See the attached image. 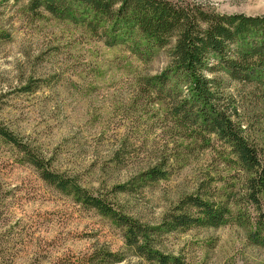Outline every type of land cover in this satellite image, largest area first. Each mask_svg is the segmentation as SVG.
<instances>
[{"label":"rangeland","instance_id":"1","mask_svg":"<svg viewBox=\"0 0 264 264\" xmlns=\"http://www.w3.org/2000/svg\"><path fill=\"white\" fill-rule=\"evenodd\" d=\"M183 1L264 13V0ZM30 2L0 0V127L145 225L160 224L185 195L226 198L227 222L157 235L154 248L178 264H264V193L256 208L230 148L214 135L192 137L190 125H177L171 97L141 80L170 65L175 38L149 49L134 40L109 45L101 30ZM204 73L219 81L231 118L264 154V85L220 68ZM23 154L0 139V264H156L127 247L113 220L44 181ZM152 167L166 176L138 183ZM119 184L129 190L115 192Z\"/></svg>","mask_w":264,"mask_h":264},{"label":"trees","instance_id":"2","mask_svg":"<svg viewBox=\"0 0 264 264\" xmlns=\"http://www.w3.org/2000/svg\"><path fill=\"white\" fill-rule=\"evenodd\" d=\"M29 7L101 30L109 45L134 40L136 45L141 42L149 49L164 47L175 38L169 50L170 65L141 80L146 87L171 97L170 109L177 125H190L192 137L214 135L230 148L234 162L244 173L247 198L260 208L264 154L245 138L231 118L219 81L204 71L220 68L234 80L264 85V13H220L183 0H31ZM211 60L216 63L210 64ZM0 139L22 151L25 162L34 166L44 181L121 226L127 247L156 264H178L179 259L156 250L155 236L190 226L217 227L231 214L226 198L212 201L200 194H188L160 224L145 225L123 214L106 195L90 192L72 177L52 169L8 129L0 127ZM165 176L164 170L152 167L137 180L141 184ZM126 190L129 187L125 184L114 187L115 192ZM254 238L259 241L257 235ZM104 254L112 261L120 260L110 252Z\"/></svg>","mask_w":264,"mask_h":264}]
</instances>
